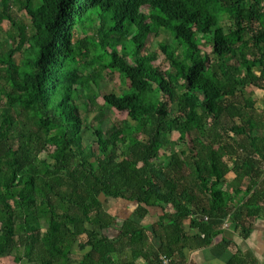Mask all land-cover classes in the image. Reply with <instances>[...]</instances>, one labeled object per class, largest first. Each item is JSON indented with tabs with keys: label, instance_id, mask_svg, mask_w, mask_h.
Masks as SVG:
<instances>
[{
	"label": "trees",
	"instance_id": "1",
	"mask_svg": "<svg viewBox=\"0 0 264 264\" xmlns=\"http://www.w3.org/2000/svg\"><path fill=\"white\" fill-rule=\"evenodd\" d=\"M0 29V264H74L76 242L90 248L77 264H108L115 219L99 195L141 216L168 206L177 240L196 213L200 244L227 213L247 232L264 182L238 185L264 174V127L243 91L264 90V0H0ZM160 32L176 41L158 44L165 67L141 51ZM116 74L125 90L102 93ZM112 109L126 117L104 129ZM120 232L144 241L130 219Z\"/></svg>",
	"mask_w": 264,
	"mask_h": 264
},
{
	"label": "crops",
	"instance_id": "2",
	"mask_svg": "<svg viewBox=\"0 0 264 264\" xmlns=\"http://www.w3.org/2000/svg\"><path fill=\"white\" fill-rule=\"evenodd\" d=\"M257 90L256 95L249 91L250 93L247 95L243 93V96L250 100L257 110L262 111V116L260 117L262 122L257 123V126L258 128H263L264 90ZM236 121L239 123L238 119ZM253 124L256 126L255 120ZM225 161L227 170L219 182V187L223 191H228L230 197H234L231 184L237 175V170L233 169L230 160L226 158ZM258 178L255 176L252 178L246 177L238 185V188L246 191V188L249 187L251 188L249 193H251L252 188L259 187L258 183L261 178H263L262 182H264V174ZM258 189L260 190L254 194L252 201L259 207V214L251 220L247 226L249 227L247 232L237 225L232 215L227 213L226 216L218 219L219 231L212 237L211 242L207 244H200L197 236H195L196 234H202L197 228L190 226L191 215L183 219V234L177 240L171 235L172 231L170 234L169 226L171 220L164 214L165 211H168V213L172 211L168 206L165 207V210L159 207L149 208L147 213L141 216L136 213V202L123 198H106L103 195H99L104 209L115 219L114 225L101 231L102 234L111 239L114 245V251L109 256L108 264H159L160 254L166 255L170 259V264H264V184ZM242 193L244 194V192ZM241 196L242 194L238 197L235 196L234 203ZM126 219H130L142 227L144 236L142 237L144 238L142 243L132 244L129 242L128 234H121L120 224ZM203 219L206 220L208 218L204 215ZM89 249L88 245L80 248L76 242L71 248L70 256L72 262L77 264ZM169 250L172 252L167 254ZM1 264L31 263L26 258L17 263L11 260L10 257H5L2 259Z\"/></svg>",
	"mask_w": 264,
	"mask_h": 264
},
{
	"label": "rangeland",
	"instance_id": "3",
	"mask_svg": "<svg viewBox=\"0 0 264 264\" xmlns=\"http://www.w3.org/2000/svg\"><path fill=\"white\" fill-rule=\"evenodd\" d=\"M12 13L14 15V17L17 18V21L19 22H22L24 25H28L29 24V21H28V18L24 12V10H19L17 9L15 6L12 7ZM1 26L4 28V29H7L8 27V23L4 20L1 24ZM85 33L87 34H90L91 33V30H86V31H82V30H79L77 31L76 33V36L77 37H83L85 35ZM3 38H5V32L3 29H0V40H2ZM159 43H172V44H176V41L175 39L169 34V33H166V32H160L158 34L156 33H150L148 36H147V40L145 42V48L142 49V53H145V54H148L150 56H152L154 58L153 60V63L154 64H159L163 67L166 66L164 60H163V56L158 48V44ZM18 57H19V53L16 52L14 55H13V58L15 61L18 60ZM100 86H101V91L102 93H106V92H110V91H115L116 93H119V92H123L125 90V86L124 84L121 83V80H120V77L118 76V74H116L114 76V78H110L108 76H105V78H101L100 79ZM257 89H249V88H245V90L243 91V93H245L246 95L248 93H250L249 91H252L254 93V95L257 94L258 90L256 91ZM252 95V94H251ZM259 96V94H258ZM252 97H255V96H252ZM256 102H257V99H256ZM255 102V104H256ZM94 112H89L88 113V119H90L92 116H93ZM126 117V114L124 112H118L116 110H111L109 111V114H108V119L105 120V122L103 123V127L104 129H108L110 126H111V122H110V118L111 119H119V120H122ZM87 135H90V131L88 132L87 131ZM176 136V133L174 134V137ZM162 157V155H161ZM103 197V196H101ZM106 202V200H105Z\"/></svg>",
	"mask_w": 264,
	"mask_h": 264
},
{
	"label": "built area",
	"instance_id": "4",
	"mask_svg": "<svg viewBox=\"0 0 264 264\" xmlns=\"http://www.w3.org/2000/svg\"><path fill=\"white\" fill-rule=\"evenodd\" d=\"M198 213L191 215V217L197 218ZM206 218V217H205ZM159 264H170V259L166 255H159Z\"/></svg>",
	"mask_w": 264,
	"mask_h": 264
}]
</instances>
